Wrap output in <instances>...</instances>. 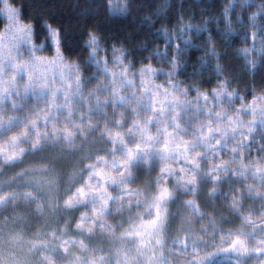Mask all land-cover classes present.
<instances>
[{
	"label": "clouds",
	"instance_id": "obj_1",
	"mask_svg": "<svg viewBox=\"0 0 264 264\" xmlns=\"http://www.w3.org/2000/svg\"><path fill=\"white\" fill-rule=\"evenodd\" d=\"M14 2L27 11L32 35L28 42L13 46L6 22H0V78L19 86L29 77L37 84L46 80L50 89L63 92L67 81L59 72L43 73L39 59L57 55L48 34L51 25L60 33L63 62L77 69L71 79L81 92L72 98L71 112L58 115L59 127L71 133L72 146L61 154L52 149L44 157L56 160L52 190L30 188L39 197L36 202L20 203L16 210L0 208V264H147L140 253L156 248L159 255L161 238L136 232L158 210L169 215L171 227L162 239L164 251L174 254L173 243L183 238L181 218L191 214L189 202L225 216H231L228 205L233 200L253 210L264 204L249 200L247 191L255 185L254 195H264V180L251 174L241 177L239 164L231 163L237 154L246 163H264V123L248 110L253 96L264 95V69L253 80L239 54L252 46L244 32L255 33L258 44L264 40V15H258L264 11V0ZM114 5L123 11L114 13ZM226 8L233 29L229 37L223 30ZM254 16L257 19L251 21ZM189 22L204 24L207 30L185 36L193 44L181 56L178 37ZM92 36L98 41L95 50L88 43ZM213 48L219 58L206 55ZM114 49L123 50L122 65L113 61ZM202 63H206L203 69ZM221 64L228 70L218 76ZM145 65L156 70L147 87L163 91L179 84L188 90L181 99L195 102V84L201 90L200 108L152 110L153 101L140 82ZM225 81L229 92L241 100L220 92ZM217 94L223 99L215 98ZM120 97L126 98L123 103ZM23 102L26 111L39 117L50 107L49 93H29ZM57 102L64 103L62 95ZM237 120L242 122L240 128L235 126ZM38 162L28 161L20 171ZM81 190L86 193L83 197ZM165 190L168 197L161 201ZM38 204L45 206L43 214L35 211ZM246 264L264 260L252 258Z\"/></svg>",
	"mask_w": 264,
	"mask_h": 264
},
{
	"label": "snow or ice",
	"instance_id": "obj_2",
	"mask_svg": "<svg viewBox=\"0 0 264 264\" xmlns=\"http://www.w3.org/2000/svg\"><path fill=\"white\" fill-rule=\"evenodd\" d=\"M112 11L119 13L123 11V8L114 5ZM229 11L226 8L223 17V30L226 37L233 33ZM258 15H264V11ZM0 16L4 18L2 22L7 24L9 39L13 46L30 40L32 31L31 25L28 23V13L16 7L14 0L11 2L10 0H0ZM250 19L255 21L257 17L254 16ZM206 30L204 24H192L191 22L184 24L183 35L178 37L181 44L177 46V54L182 56L184 49L193 44V40L185 39V36L195 35ZM48 34L56 46L57 55L51 60L39 58L41 70L45 74L48 72L61 74L62 80L67 81V86L62 93L59 88L50 89L46 80L37 84L29 77L27 83L19 86L15 81L7 82L0 78V208L11 206L16 210V206L20 203L36 202L39 197L28 191L30 188L44 193L50 192L54 186L56 160H45L44 157L52 149H55L57 154H61L66 147H71L73 143L71 133L66 128L62 130L59 127L58 115L71 112V100L80 94L81 86L78 82L74 84L71 79L72 74L77 71L76 67L63 62L60 33L49 25ZM244 39H251L252 46L240 49L239 54L244 60V70L254 80L257 74L264 69V40L258 44L255 33L249 32H244ZM88 43L94 50L98 47L95 36H92ZM122 51V49L113 50V61L116 64L124 63ZM117 52L121 54L118 55ZM206 55L219 58L215 48L207 52ZM173 67L175 68V65ZM205 67L206 63H202L201 68ZM227 70V66L223 64L216 68L218 76ZM105 71H108L106 65ZM155 71L151 65H145L140 69V82L146 86V94L150 96L155 106H149L152 110L158 108L162 111L165 106L172 111H195L200 108L201 90L195 84L193 85L196 88L195 102L181 99V97L187 96L188 90L179 84H173L170 90L164 89L163 91L147 87L153 82ZM125 77L126 71L120 74L121 79ZM116 79V76L113 75V85H115ZM44 91L49 93L50 107L37 117L33 112L25 110L23 101L29 93L35 95ZM253 91H255V85H253ZM220 92L232 97L233 101L242 99L238 94L229 92L227 81L220 84ZM60 95L63 96V104L57 102V97ZM215 98L223 99L219 94ZM125 99L120 97L122 103ZM138 99L142 101L143 97ZM203 99L207 100V95H204ZM248 110L253 115H259L261 122L264 123V95L253 96V103L248 106ZM241 124V121L235 122L237 128H240ZM41 126H43V132ZM136 127L143 134L140 125H136ZM203 131L201 130V133ZM208 131L211 132L210 129ZM211 138L209 136V139ZM24 145H28L27 150ZM129 155L134 157L135 154L130 153ZM28 161L39 162L30 169L20 171ZM231 163L239 164L241 177L251 174L264 180V163H246V160L241 159L238 154L234 156ZM247 191L249 200H264V195H254L255 185H250ZM80 195L83 197L86 193L81 190ZM167 197L168 194L165 190L161 193L160 199L163 201ZM46 200L47 211L51 212V201L47 197ZM186 207L189 208L191 214L181 218L179 231L183 234V238L177 239L173 243L174 254L164 251L162 238L171 227V221L166 211L158 210L152 220L140 226L136 232L137 236L150 232L161 238L159 255L156 248L140 253L144 256L147 264H171L172 260H176L177 264H180V261H188L189 264H226V262L227 264H246V261L252 258L264 260V204L259 209L253 210L246 208L240 201L233 200L228 205L231 216L210 213L191 202ZM45 210V206L40 204L35 209L41 214ZM19 219L24 220V215H20ZM194 223H199V228L194 227Z\"/></svg>",
	"mask_w": 264,
	"mask_h": 264
},
{
	"label": "trees",
	"instance_id": "obj_3",
	"mask_svg": "<svg viewBox=\"0 0 264 264\" xmlns=\"http://www.w3.org/2000/svg\"><path fill=\"white\" fill-rule=\"evenodd\" d=\"M3 19H4V18H3L2 16H0V22H2V21H3Z\"/></svg>",
	"mask_w": 264,
	"mask_h": 264
}]
</instances>
